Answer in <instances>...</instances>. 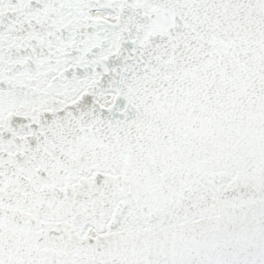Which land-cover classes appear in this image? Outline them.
Returning <instances> with one entry per match:
<instances>
[{
    "label": "snow or ice",
    "instance_id": "6c2138e0",
    "mask_svg": "<svg viewBox=\"0 0 264 264\" xmlns=\"http://www.w3.org/2000/svg\"><path fill=\"white\" fill-rule=\"evenodd\" d=\"M0 264H264V0H0Z\"/></svg>",
    "mask_w": 264,
    "mask_h": 264
}]
</instances>
